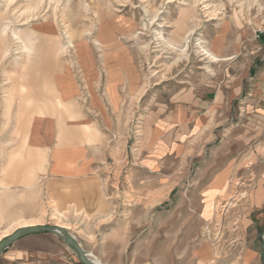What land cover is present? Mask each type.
Returning <instances> with one entry per match:
<instances>
[{
    "label": "rangeland",
    "instance_id": "obj_1",
    "mask_svg": "<svg viewBox=\"0 0 264 264\" xmlns=\"http://www.w3.org/2000/svg\"><path fill=\"white\" fill-rule=\"evenodd\" d=\"M261 58L264 0H0V241L50 226L98 264H214L209 245L222 244L230 221L219 206L212 229L200 193L222 167L263 159L264 131L228 132L205 156L153 173L140 165L141 131L178 96L251 90ZM106 62L120 80L115 105ZM59 137L74 147L70 171L91 156L99 195L78 178L76 204L49 197ZM241 177L238 193L251 182ZM0 264L81 263L42 233L14 242Z\"/></svg>",
    "mask_w": 264,
    "mask_h": 264
},
{
    "label": "crops",
    "instance_id": "obj_2",
    "mask_svg": "<svg viewBox=\"0 0 264 264\" xmlns=\"http://www.w3.org/2000/svg\"><path fill=\"white\" fill-rule=\"evenodd\" d=\"M260 61L264 62V58ZM88 65L87 62L83 66ZM106 65L111 72L108 98L111 105H115L119 99L116 84L120 80L116 75L114 62H106ZM129 82L130 87H135L136 77L133 76ZM250 127L255 128L260 138L264 131V63L256 72L251 90L236 85L210 90L199 97L190 94L178 96L169 105H160L159 110L149 113L141 131L140 165L149 173L163 172L169 168L170 163H185L190 158L205 156L208 147L218 137L223 139L228 132L245 128L250 130ZM35 139L34 135L33 140L36 141ZM63 140L59 137L53 144L49 197L60 205L76 204L78 186L84 182L90 194L95 193V190L99 195L100 178L90 174L93 170L91 156L79 154L75 159L79 165L70 171L67 168L74 147L67 143V137ZM260 144L264 145V139ZM245 161H236V165L233 163L219 169L200 193L197 209L209 220L212 229L214 225L216 230L215 226L219 223V206L224 209L225 217L230 221L225 226L228 232L223 236L222 244L221 240L216 243L214 240L213 245H209L208 257L214 264H261L260 239L264 234V158L254 159L248 165ZM238 173L242 174L241 180L251 181L241 193L235 192L238 189L231 185ZM78 178H83L84 182L80 183L81 181L76 180ZM28 226L37 225L25 227Z\"/></svg>",
    "mask_w": 264,
    "mask_h": 264
},
{
    "label": "water",
    "instance_id": "obj_3",
    "mask_svg": "<svg viewBox=\"0 0 264 264\" xmlns=\"http://www.w3.org/2000/svg\"><path fill=\"white\" fill-rule=\"evenodd\" d=\"M51 234L60 238L78 256L81 264H98L91 260L80 248L78 243L63 228L50 226H28L17 229L12 235L0 241V253L19 239L33 234ZM261 264H264V234L260 239Z\"/></svg>",
    "mask_w": 264,
    "mask_h": 264
},
{
    "label": "bare ground",
    "instance_id": "obj_4",
    "mask_svg": "<svg viewBox=\"0 0 264 264\" xmlns=\"http://www.w3.org/2000/svg\"><path fill=\"white\" fill-rule=\"evenodd\" d=\"M205 55H208V57H210V54H207L206 52H205ZM212 60H213V62L215 61H219L216 57H214V56H211L210 57Z\"/></svg>",
    "mask_w": 264,
    "mask_h": 264
}]
</instances>
